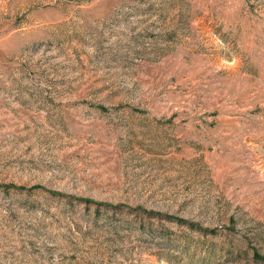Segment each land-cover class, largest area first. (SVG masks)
<instances>
[{"label": "rangeland", "instance_id": "obj_1", "mask_svg": "<svg viewBox=\"0 0 264 264\" xmlns=\"http://www.w3.org/2000/svg\"><path fill=\"white\" fill-rule=\"evenodd\" d=\"M0 264H264V0H0Z\"/></svg>", "mask_w": 264, "mask_h": 264}, {"label": "trees", "instance_id": "obj_2", "mask_svg": "<svg viewBox=\"0 0 264 264\" xmlns=\"http://www.w3.org/2000/svg\"><path fill=\"white\" fill-rule=\"evenodd\" d=\"M20 189H24V187L20 186L18 187ZM80 201H84V202H87V203H94V204H97V205H102V204H105V205H108V206H113L112 204H107V203H100V202H95V201H92L90 199H86V198H79ZM169 217H172L170 215H168Z\"/></svg>", "mask_w": 264, "mask_h": 264}]
</instances>
